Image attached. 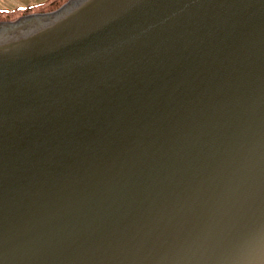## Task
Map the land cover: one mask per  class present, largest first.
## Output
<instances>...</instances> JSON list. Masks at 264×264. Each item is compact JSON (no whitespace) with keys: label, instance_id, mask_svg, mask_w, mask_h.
<instances>
[{"label":"water","instance_id":"95a60500","mask_svg":"<svg viewBox=\"0 0 264 264\" xmlns=\"http://www.w3.org/2000/svg\"><path fill=\"white\" fill-rule=\"evenodd\" d=\"M0 32V264H264V0Z\"/></svg>","mask_w":264,"mask_h":264},{"label":"trees","instance_id":"16d2710c","mask_svg":"<svg viewBox=\"0 0 264 264\" xmlns=\"http://www.w3.org/2000/svg\"><path fill=\"white\" fill-rule=\"evenodd\" d=\"M68 0H46L41 3L39 7H30V8H17L14 10H0V23L4 21H13L22 16H25L34 12H51L60 8Z\"/></svg>","mask_w":264,"mask_h":264},{"label":"rangeland","instance_id":"374dc122","mask_svg":"<svg viewBox=\"0 0 264 264\" xmlns=\"http://www.w3.org/2000/svg\"><path fill=\"white\" fill-rule=\"evenodd\" d=\"M39 1H41V0H0V7L4 8V9H10V10L16 9L19 6H25V7L29 8V6H30L29 4H34V3H37ZM40 4L41 3H38V4L32 5L30 7H39ZM13 21H15V20H13Z\"/></svg>","mask_w":264,"mask_h":264},{"label":"flooded vegetation","instance_id":"af4514ba","mask_svg":"<svg viewBox=\"0 0 264 264\" xmlns=\"http://www.w3.org/2000/svg\"><path fill=\"white\" fill-rule=\"evenodd\" d=\"M46 0H41V1H39V2H37V3H34V4H29L30 6H32V5H36V4H38V3H43V2H45ZM70 0H68L66 3H68ZM65 3V4H66ZM65 4H63V5H65ZM62 5V6H63ZM30 6H29V8H30ZM61 6V7H62ZM27 8V7H25V6H19L18 8ZM60 7V8H61ZM60 8H58V9H60ZM17 9V8H16ZM58 9H56V10H58ZM3 10H10V9H3ZM14 10V9H13ZM56 10H54V11H56ZM54 11H51V12H54ZM51 12H45V13H40V12H34V13H30V14H27V15H25V16H22V17H20V19L21 18H29V17H32V16H34V15H40V14H47V13H51ZM38 19H33L32 21H30V22H33V23H36V21H37ZM4 22H8V21H4ZM9 22H12V21H9ZM26 22V21H25ZM24 21H23V23L21 24V25H28V22L27 23H25ZM10 32V31H9ZM1 33L2 32H0V35H1Z\"/></svg>","mask_w":264,"mask_h":264},{"label":"crops","instance_id":"0c3cea01","mask_svg":"<svg viewBox=\"0 0 264 264\" xmlns=\"http://www.w3.org/2000/svg\"><path fill=\"white\" fill-rule=\"evenodd\" d=\"M4 8L0 7V10H3Z\"/></svg>","mask_w":264,"mask_h":264}]
</instances>
